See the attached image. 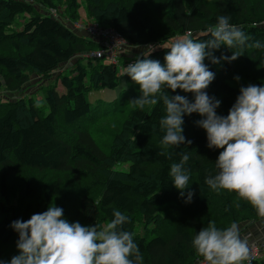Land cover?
I'll return each instance as SVG.
<instances>
[{
	"label": "trees",
	"instance_id": "16d2710c",
	"mask_svg": "<svg viewBox=\"0 0 264 264\" xmlns=\"http://www.w3.org/2000/svg\"><path fill=\"white\" fill-rule=\"evenodd\" d=\"M60 2L0 0V94L9 89L20 91L32 76L50 79L76 56L101 48L70 25L79 22L82 4L89 23L111 28L130 48L157 45L150 58L161 64L169 49L159 46L188 32L193 39L206 40L210 38L207 28L219 16H227L248 40L243 47L232 49L241 56L231 63L205 60L215 73L205 91L221 101L217 114L228 115L240 95V88L234 86L240 80L264 86V0H68L64 5L69 14L53 17L50 11L58 13ZM19 18L21 26L14 30ZM232 51L222 46L215 56L230 57ZM128 52L120 57L123 69L136 59H128ZM80 58L58 75L56 83L46 86L43 108L33 100L0 101V261L19 254L6 252L19 239L12 222L27 221L51 205L61 207L68 222L83 226L103 227L113 219V210H120L129 217L122 228L134 233L140 264H192L203 258L192 245L201 229L210 223L222 229L226 218L238 223L259 216L236 192L215 191L205 184L208 176L218 172L216 160L222 149L208 147L206 131L195 123L202 119L198 113L183 117V134L191 145L170 146L167 156L160 155L165 134L159 123L166 115L163 101L143 110L134 107L131 100L140 95L139 85L102 60ZM125 76L126 86L119 97L101 106L89 103V92L116 89ZM163 91L193 99V94L179 89L172 92L165 86ZM181 154L189 155L184 165L189 188L184 197L169 175ZM123 164H128L127 171L115 168ZM47 176L53 177L52 183ZM84 178L101 179L97 197L85 186L90 183L97 188L98 180L79 188ZM15 182L22 184L16 191L18 203L8 205L7 189ZM42 188L44 201L38 198ZM188 191L195 193L190 203H186ZM68 202L74 211L67 217ZM140 226L144 227L142 235L137 233Z\"/></svg>",
	"mask_w": 264,
	"mask_h": 264
},
{
	"label": "clouds",
	"instance_id": "9594fccd",
	"mask_svg": "<svg viewBox=\"0 0 264 264\" xmlns=\"http://www.w3.org/2000/svg\"><path fill=\"white\" fill-rule=\"evenodd\" d=\"M229 20L219 16L217 23L207 28L210 38L206 40L193 39L188 32L159 46L169 49L164 64L150 58L158 46L146 45L123 72L139 85L140 95L131 100L134 107L143 110L146 105L163 101L166 115L159 123L165 134L160 155L167 156L170 146L191 145L192 141L183 134V117L198 113L202 119L195 123L206 131L208 147L222 149L216 160L218 172L208 176L205 184L215 191L236 192L264 218V86L241 87L227 116L217 114L221 101L205 91L215 79L205 60L212 64L231 63L241 56L232 49L243 47L248 40L245 32ZM222 46L232 51L230 57L215 56ZM255 46L261 47L259 42ZM165 86L172 92L179 89L191 93L193 99L168 95L163 91ZM188 160V154H181L180 162L173 163L169 171L181 197L189 188L190 177L184 167ZM194 194L187 192L186 203L192 201ZM112 215L113 219L103 227L83 226L68 222L63 218V209L51 205L27 221H13L11 227L19 234V254L0 264H140L142 256L134 233L122 228L129 217L120 210H113ZM192 245L205 264H243L249 259L248 241L241 238L235 222L223 229L210 223L198 232Z\"/></svg>",
	"mask_w": 264,
	"mask_h": 264
},
{
	"label": "rangeland",
	"instance_id": "374dc122",
	"mask_svg": "<svg viewBox=\"0 0 264 264\" xmlns=\"http://www.w3.org/2000/svg\"><path fill=\"white\" fill-rule=\"evenodd\" d=\"M68 0H61V2L59 3L60 9H59V14L62 13L65 16L68 15V10L66 8V5H64ZM62 4V5H61ZM36 7L38 10H42L39 5L36 3ZM79 15H80V19L79 22L81 23V25L86 26L87 23H89L88 21V16H87V9H86V5L82 4L80 9H79ZM63 18V17H62ZM22 23V18L17 19L13 29L17 30L18 28H20ZM93 23V22H92ZM91 24V23H90ZM87 27V26H86ZM126 50L125 51H129L127 58H137V56L143 52L145 50V48H130L129 46H125L124 47ZM2 52V50H0ZM123 52V51H121ZM81 57L86 58V54L85 55H78L76 56V59L72 60L68 65H64L60 68V70H58L56 73L53 74V77L50 79H44L42 77L39 76H32L30 81L24 85L20 91H13L11 89L9 90H4L1 94H0V101H18L20 99H25V100H33V102L36 104V106L43 108L44 106V101H45V94H46V86L48 84L51 83H56L57 82V77L60 73H62L63 71H65L68 67L76 64V62L78 61V59ZM81 59V58H80ZM249 84H255L257 85L255 82H252L250 79H242L238 82L237 85H234L235 87L241 88V87H246ZM233 85V84H232ZM126 86V76L122 77L120 79V84L119 87H117L116 89H101V90H93L91 92H89L87 94V99L89 101V103L91 105H102L104 103H109L111 101H113L114 99H116L117 97L120 96V92L125 88ZM61 88V86L59 87ZM61 90V89H60ZM113 120V116L111 118V121ZM67 129L70 127H66ZM66 131L68 133L71 132V129ZM115 168H117L118 170H123V171H127L128 170V164H123V165H117ZM38 176L40 177H44V175L42 176V174H38ZM47 181L52 183V176H47ZM98 180V187L95 188L94 186H90V183L87 184V182H92L93 180ZM101 179H97V178H84L82 183L80 185H78V187L80 188L81 186H83V184L85 183V189L88 190V192H90L91 195L97 197L98 193L102 187L101 184ZM22 187V184L20 182H15L11 185V187H9L7 190L10 193V196L5 200V202L8 205L11 204H17L18 200L16 199V191L19 190ZM220 193V192H217ZM45 188H42L39 191L38 194V198L40 201H44L45 198ZM40 203V202H38ZM237 203V202H235ZM239 204V203H238ZM67 210H66V216H70L73 213V207L72 204H70L68 202V205H66ZM225 222H227L226 224L223 225L224 228L228 227L231 225V223H233L231 218H226L224 219ZM239 227V232H240V236L242 239H246L248 241V243L254 242V241H260L264 238V218H261L260 216L256 217L255 219H244L241 220L240 222L236 223ZM223 229V228H222ZM144 227L140 226L139 229L137 230L138 234H144ZM6 252L8 254H18L19 251L17 249V246H11L9 248V250H6ZM261 264H264L263 260H261Z\"/></svg>",
	"mask_w": 264,
	"mask_h": 264
},
{
	"label": "built area",
	"instance_id": "2783aa9c",
	"mask_svg": "<svg viewBox=\"0 0 264 264\" xmlns=\"http://www.w3.org/2000/svg\"><path fill=\"white\" fill-rule=\"evenodd\" d=\"M50 13L53 17H59L60 15L57 11H50ZM70 25L73 30L78 32L81 36H84L89 40H95L101 45L99 50L86 54V58L102 60L105 65H112L117 71L123 72V68L120 65V57L126 50L124 47L128 45L118 33L111 28L102 27L95 22H91V24L87 23V27L81 25L80 22H74ZM248 246L250 250L249 259L243 261V263L264 259V238L260 241L248 243ZM192 264H205V261L203 258H200L195 260Z\"/></svg>",
	"mask_w": 264,
	"mask_h": 264
}]
</instances>
